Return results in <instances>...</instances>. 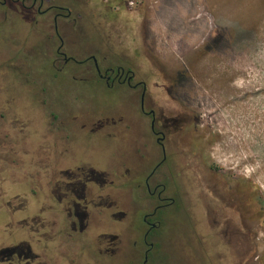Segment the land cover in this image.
<instances>
[{
    "label": "rangeland",
    "instance_id": "374dc122",
    "mask_svg": "<svg viewBox=\"0 0 264 264\" xmlns=\"http://www.w3.org/2000/svg\"><path fill=\"white\" fill-rule=\"evenodd\" d=\"M2 1L0 127L12 101L20 118L37 123L31 136L42 117V182L81 162L105 170L117 203L110 212H126L110 229L123 232L127 255L133 238L141 245L159 190L151 197L143 181L160 153L139 105L145 83L146 111L153 98L187 117L166 145L179 168L186 149L205 170L237 180V197L251 203L215 221L202 212L198 186L186 197L174 173L166 179V164L158 167L151 190L164 182L163 196L175 200L148 217L158 223L155 264H264V0H145L134 9L111 7L120 0H37L32 14ZM94 61L101 73L119 66L140 84L109 85ZM0 186L10 194L13 184ZM5 215L0 204V229Z\"/></svg>",
    "mask_w": 264,
    "mask_h": 264
},
{
    "label": "flooded vegetation",
    "instance_id": "af4514ba",
    "mask_svg": "<svg viewBox=\"0 0 264 264\" xmlns=\"http://www.w3.org/2000/svg\"><path fill=\"white\" fill-rule=\"evenodd\" d=\"M10 1L20 3L30 14L34 13L37 2L31 0L29 5H25L30 0ZM6 2L3 0L1 3ZM41 5L42 1L35 9L36 13H42ZM57 14L54 15V24ZM96 65L95 62V68ZM96 71L109 85L117 81L136 88L140 84L131 85L133 73L119 66L106 68L103 73L100 68ZM141 87L140 109L150 119V130L160 152L155 155L156 163L143 181L151 197L159 190L151 213L143 215L147 229L140 234L141 245L133 238V249L127 255L123 251V232L110 229V219L121 220L126 212H110V208L117 203L111 201L110 191L106 189L110 181L105 170L81 162L74 167L58 169L60 178L42 182V117L39 120V135L34 133L31 136L30 131H36L35 120L20 118L16 108L10 107L9 123L0 127V163H4L0 173L6 169L9 177L13 178L0 180V184H13L10 194L0 186V204L4 205L5 217H8L0 229V264H112L120 257L124 258V264H155L154 246L157 242L154 241V228L158 223L148 217L175 200L174 197L163 196L166 189L164 182L155 181L151 190L149 180L163 164H166V179L171 180L174 173L180 180L179 184H183L178 187L183 189L186 197H189L192 185L198 186L202 212L209 218L219 222L231 219L236 211L245 208V200L249 207L248 198L240 200L237 197V180L205 170L198 162V155L189 156V151L184 149V163L179 168L176 157L169 156L166 145L173 142L169 136L187 122V117L172 107L158 106L153 98H150V108L146 111L145 83L141 82ZM107 120H98L91 131L104 126ZM17 174L22 175L16 178ZM187 202L190 203V200ZM247 227L248 233L251 232V226Z\"/></svg>",
    "mask_w": 264,
    "mask_h": 264
},
{
    "label": "built area",
    "instance_id": "2783aa9c",
    "mask_svg": "<svg viewBox=\"0 0 264 264\" xmlns=\"http://www.w3.org/2000/svg\"><path fill=\"white\" fill-rule=\"evenodd\" d=\"M145 0H120V2L114 5L115 9H134L142 5Z\"/></svg>",
    "mask_w": 264,
    "mask_h": 264
},
{
    "label": "crops",
    "instance_id": "0c3cea01",
    "mask_svg": "<svg viewBox=\"0 0 264 264\" xmlns=\"http://www.w3.org/2000/svg\"><path fill=\"white\" fill-rule=\"evenodd\" d=\"M14 104H15L14 101L9 102V103H8V106H5V108L8 109V111H9V108H10V107H13Z\"/></svg>",
    "mask_w": 264,
    "mask_h": 264
},
{
    "label": "trees",
    "instance_id": "16d2710c",
    "mask_svg": "<svg viewBox=\"0 0 264 264\" xmlns=\"http://www.w3.org/2000/svg\"><path fill=\"white\" fill-rule=\"evenodd\" d=\"M106 1H108V0H106ZM114 5H115V4H111V7L113 8V7H114ZM255 196H256V195H255ZM256 203H257V202H256Z\"/></svg>",
    "mask_w": 264,
    "mask_h": 264
},
{
    "label": "water",
    "instance_id": "95a60500",
    "mask_svg": "<svg viewBox=\"0 0 264 264\" xmlns=\"http://www.w3.org/2000/svg\"><path fill=\"white\" fill-rule=\"evenodd\" d=\"M96 68L99 70L98 66L96 65Z\"/></svg>",
    "mask_w": 264,
    "mask_h": 264
}]
</instances>
